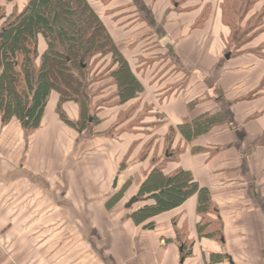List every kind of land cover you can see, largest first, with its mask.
Returning a JSON list of instances; mask_svg holds the SVG:
<instances>
[{"label": "crops", "instance_id": "crops-1", "mask_svg": "<svg viewBox=\"0 0 264 264\" xmlns=\"http://www.w3.org/2000/svg\"><path fill=\"white\" fill-rule=\"evenodd\" d=\"M87 1L142 89L120 103L101 67L66 121L55 91L33 130L0 114V264H264V33L233 52L221 0ZM25 4L0 0L6 15ZM159 165L190 173L212 210L194 194L134 223Z\"/></svg>", "mask_w": 264, "mask_h": 264}, {"label": "trees", "instance_id": "trees-1", "mask_svg": "<svg viewBox=\"0 0 264 264\" xmlns=\"http://www.w3.org/2000/svg\"><path fill=\"white\" fill-rule=\"evenodd\" d=\"M259 1H220L222 22L230 30L227 44L233 52L239 51L258 32L264 33V4L254 11ZM39 37L46 45L41 55L38 54ZM108 52L113 60L107 71L117 86L116 96L120 103L127 102L142 88L87 0H26L20 12L9 15L0 6L2 122L14 117L24 122L28 130H33L40 122L52 91L59 95L57 113L66 121L62 103L75 101L87 107L85 84L93 79L90 73L97 63L96 56L102 57ZM256 53L264 56V46ZM113 66L116 69L111 70ZM214 122L213 118H203L187 128L190 133L191 130L198 133ZM177 153H173L170 159ZM160 165L139 187L137 202L148 201L150 204L131 212L130 219L134 223L142 224L170 211L194 194L198 196V212L212 210L208 192L199 188L190 173L179 169L164 175ZM143 228L151 230L154 223L147 222Z\"/></svg>", "mask_w": 264, "mask_h": 264}, {"label": "rangeland", "instance_id": "rangeland-1", "mask_svg": "<svg viewBox=\"0 0 264 264\" xmlns=\"http://www.w3.org/2000/svg\"><path fill=\"white\" fill-rule=\"evenodd\" d=\"M3 1V0H2ZM264 4V1H262V0H260L255 6H254V11H258L259 9H260V7L262 6ZM263 32H261V33H257L256 34V36H255V38L256 37H258V36H260L261 34H262ZM112 60H113V56L108 52L106 55H103L102 57H98V56H96V61H97V63L94 65V67L92 68V71L91 72H93L94 71V69L96 68H98V71H96L94 74H93V79L94 80H98V79H100L101 77H103V76H105L106 75V73H104V72H102L103 71V69H101V70H99L101 67L102 68H108L110 65H111V63H112ZM98 72H100V73H102V74H96V73H98ZM115 91V90H114ZM113 93H115V92H113Z\"/></svg>", "mask_w": 264, "mask_h": 264}, {"label": "water", "instance_id": "water-1", "mask_svg": "<svg viewBox=\"0 0 264 264\" xmlns=\"http://www.w3.org/2000/svg\"><path fill=\"white\" fill-rule=\"evenodd\" d=\"M136 201V198H132L128 201V203L126 204V208H129L134 202Z\"/></svg>", "mask_w": 264, "mask_h": 264}]
</instances>
